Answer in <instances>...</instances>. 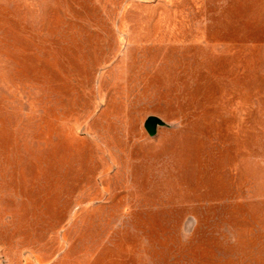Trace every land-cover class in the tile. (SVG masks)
I'll return each instance as SVG.
<instances>
[{"label": "rangeland", "instance_id": "1", "mask_svg": "<svg viewBox=\"0 0 264 264\" xmlns=\"http://www.w3.org/2000/svg\"><path fill=\"white\" fill-rule=\"evenodd\" d=\"M0 264H264V0H0Z\"/></svg>", "mask_w": 264, "mask_h": 264}, {"label": "water", "instance_id": "2", "mask_svg": "<svg viewBox=\"0 0 264 264\" xmlns=\"http://www.w3.org/2000/svg\"><path fill=\"white\" fill-rule=\"evenodd\" d=\"M165 122L156 116H149L144 122L143 128L150 137H155L158 133L159 128L165 126Z\"/></svg>", "mask_w": 264, "mask_h": 264}]
</instances>
